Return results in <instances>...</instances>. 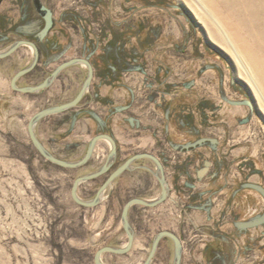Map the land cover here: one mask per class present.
Segmentation results:
<instances>
[{
  "label": "rangeland",
  "instance_id": "1",
  "mask_svg": "<svg viewBox=\"0 0 264 264\" xmlns=\"http://www.w3.org/2000/svg\"><path fill=\"white\" fill-rule=\"evenodd\" d=\"M23 1L6 0L0 7V34L10 32L6 43L0 37V52L19 41L31 27L38 29L35 22L29 27L22 25ZM45 2L56 17L50 37H59L63 28L72 42L65 60L75 58L90 44L98 43L96 47L103 53L114 43L115 36L129 55L135 54L128 57V70L118 81L119 85L111 88L109 83L101 84L96 79L78 108L40 122L37 136L53 155L66 161L84 157L92 138L101 132L97 126L101 122L91 114L109 117L110 107L105 99L111 96L115 98V106L129 107L126 112H115L107 128L119 145L117 166L137 153H153L168 160L169 180L174 181L177 169L172 162L188 169V161L197 152L206 153L210 161L215 156L203 147L192 153L191 158L178 154L172 144H185L201 137L220 142L213 149L218 152L215 154L222 166L217 187L212 186L206 174L200 176L203 183L197 184L198 192L212 188L218 192L209 226H206V214L186 209L190 189L181 187V183L157 214L146 210L140 213L143 209L135 208L132 216L139 235L134 250L122 256L105 254V264H143L154 235L160 231L180 235L189 247L202 246L201 240H213L208 237L209 232L220 224L222 234L235 235L234 223L243 222L241 218L248 208V202L244 204L246 198L252 207L264 211V198L258 192L247 190L234 199L240 184L264 187V98L258 93L260 90L264 95L263 20L247 6L228 8L226 0ZM230 11L237 19L228 15ZM64 14L78 15L81 28L69 27L62 20ZM15 28L19 34L13 32ZM223 31L233 46L224 38ZM65 41L59 42L62 45ZM233 47L242 55L244 64ZM254 50L260 57H249L247 52ZM32 60V51L25 47L0 60V264H95L94 256L99 249L126 245L122 211L131 196L142 194L136 185L141 182L143 185L146 176L141 172L125 174L115 188V198H105L96 208L87 209L73 201L74 181L100 169L110 147L100 141L90 163L77 170L61 169L39 155L28 134L29 121L44 109L75 99L87 70L82 67L66 70L41 94L18 93L12 89L11 81ZM59 64L42 60L37 71L20 79L18 86L42 83ZM246 101L254 109L237 105ZM140 163L150 165L146 161ZM199 169L201 174L205 170L203 164L195 163L189 171L194 174ZM107 178L108 175L83 184L80 197L93 200ZM145 182L152 187L149 180ZM138 212L140 220L136 219ZM258 228V233L264 234V226ZM148 230H152L150 235ZM250 236L249 232L242 237L239 247L249 245ZM262 244L264 238L258 246ZM259 247L256 254L251 251L247 257L241 255L240 259L245 261L239 259V264H263L264 253ZM195 259L198 258L191 261ZM173 263L174 244L165 239L153 264Z\"/></svg>",
  "mask_w": 264,
  "mask_h": 264
},
{
  "label": "flooded vegetation",
  "instance_id": "2",
  "mask_svg": "<svg viewBox=\"0 0 264 264\" xmlns=\"http://www.w3.org/2000/svg\"><path fill=\"white\" fill-rule=\"evenodd\" d=\"M5 1L6 0H0V7L5 3ZM45 1L46 0H24L23 1L24 17H23L22 25L29 27L32 22H35L36 24H38V29L36 30L34 27H31V29L28 30L25 34L23 33V35H21L22 38L19 41H21V40L29 41V42L34 43L37 46V48L39 50V54H40V61H39L38 66L40 65L42 60H45L46 62H54V61L57 62L58 61V62H60L59 65H61V64L65 63L67 61H70L72 59L84 58V59H88L90 61V63L92 64L93 68H94V80H93L92 86H93L94 81L96 79H100L101 80L100 81L101 84L109 83L111 88H112L113 85H119L118 81L121 80L123 74L125 72H127V70H128V67H127L128 57L130 55L131 56H135V54L132 53V54L129 55L127 50L125 48H123V46H122L123 42L118 41L119 40L118 36H115L116 37L115 40L113 39L114 43H111V41H110L109 42V43H111L110 46L107 47L104 50L103 53L100 51L99 47H96V45L98 46V43L97 44H90L89 46L86 45L83 48L82 52H80L78 55L73 56L75 58L65 60V57L68 56L69 51L72 49V42H71V40L68 37H66V34L64 33L65 31H64L63 28H62V31H61L59 37H53V36L50 37V34H51L52 30L54 29L55 24H56V20H55L56 17H55V13L48 7V5H47V3ZM43 6H45L46 8H48V9H50L52 11L53 19H54V25H53L51 31L48 33V35L43 40H40L39 34L45 28V25H46L45 13L42 12V7ZM62 20L66 21V23L69 25V27H72L74 29H76V28L80 29L81 28L79 26V24H78V23H80V18L78 17V15L72 14L70 16V14H64L62 16ZM17 31H18L17 28H15L13 32L19 34ZM126 31H127V29H126ZM8 35L10 36V32L9 33L6 32L3 35L0 34V37L2 36L4 38V41H5L4 43H6V41H8V39H9ZM54 38H56V39H54ZM61 39H65L66 40L65 43L62 44V45L59 42ZM55 40H57V41H55ZM117 44H118V46H117ZM25 48L30 49V51H32L33 57H34V51L32 50V48H30V47H25ZM96 60H98V62L101 63L100 66L97 65ZM32 62H33V60H32ZM38 66L30 74H32L33 72L37 71ZM75 67L85 68L87 70V75H88L87 67H85L83 65H76V66H73L71 68H75ZM68 69H70V68H68ZM68 69H66V70H68ZM65 71H63L60 74V76ZM30 74H28V75H30ZM92 86H91V88H92ZM117 89L119 90V88H117ZM38 94H41V93H38ZM95 96H96V98L99 99V95L98 94H96ZM82 103H83V101L81 102V104ZM105 104L110 107L109 108V117L104 118V117L101 116L102 117L101 118V123L97 124L98 130L101 131V132H99L96 136L101 135V134H107V135H110V136L113 137L112 134H108L107 133V128H109V125L111 123L110 122L111 118H112V116H113V114L115 112H118V111L126 112L127 110H124L123 108L127 107L128 105L120 106V107L119 106H115V98L113 96L107 97L105 99ZM75 118L76 117H74L73 120H75ZM39 124H38V126H39ZM38 126H37V128H38ZM186 127H188V126L186 125ZM37 128H36V133H37ZM189 128H192V127H189ZM203 138H205V137H201V138H199V139H197V140H195L193 142H188V143H194V142H196V141H198L200 139H203ZM210 139H215V138H210ZM188 143H185V144L181 143V144H178V145H186ZM219 144H220V142L218 143V145ZM117 145H118V142H117ZM44 146H45V144H44ZM109 147H110V151H111L110 144H109ZM203 147H206L211 152V154L215 156L214 159H212L211 161L207 160L208 156H207L206 153H204V152H201V153L199 152L198 153L197 152V150H199V149H201ZM203 147H200V148H197V149H193L191 151H185V152L177 151V150L174 149L175 151L178 152V154H180V153L190 154V153L197 152L196 156L192 160L190 159L188 161V164H189L188 169H186L183 165H176V162H172L171 163V164H175V169H177V172H176L177 174H175V180L174 181H170L169 180V176H168L169 165L167 164L168 160H166L165 158L161 159L160 156H157V155H155L153 153H150V154H153L154 156L158 157L161 160V162L163 163V165H164L166 178H167V181H168L169 186H170V196L172 194V190L174 191L175 189H177V185H180L182 183V186L180 185L181 187H183V186L188 187V189H190V193H189V197H188L190 201L185 206L186 209L191 210V211L195 210V211L202 212L203 214H206V216H207L206 217V219H207L206 226H209V223L212 221L211 214H212V211H213V209L215 207V205H214L215 197H216L215 195H217L218 192L216 190L214 191L213 188L212 189H208L205 192H198L197 191V189H198L197 184L198 183H203L204 180L200 176L201 175L205 176V174H206L207 177L209 175V180L208 181H210L212 183V186L213 187H217V182L220 179V168L222 166L220 165L219 157H217L218 154L217 155L215 154V153H218V152H215V150H213L211 148L210 144L204 145ZM109 153H108V155H109ZM119 153H120V149H119V145H118L117 160H116L114 166L111 168V170L106 174V175H108V178L110 177V175L113 172H115L121 165H123L128 160L127 159L120 166L119 165L117 166L118 159H119ZM141 153H148V152H141ZM141 153H137V154H141ZM108 155L106 157V160L108 158ZM188 156L191 157L192 154L188 155ZM144 161L149 162L150 165H143L142 163H140V162H144ZM138 162H136L134 164V169L132 171L125 172L122 176H120L112 184V186L110 188H108V190L105 193L106 197H104V199L105 198L106 199L115 198V188H116L118 182L125 176V174H127V173L135 174V173H140V172L144 173V176H146L145 178L143 177V179H142V181H144L143 185L141 184L142 182L138 183L136 185L137 191H142V194L140 193V194H136L134 196H131L129 201H131L133 199H140V200H143V201H146V202H155V201H157L160 198V196L162 194V187H161V184H160V182H159V180L157 178L158 169H157L156 165L152 161L147 160V159L140 160ZM195 163H197V166H200L201 164H203L204 169L207 168L209 164L210 165L207 168V170L206 169L203 170L201 172V174H200L199 171L201 169H203V168H201L199 170H195V172L193 174L189 170L194 167ZM98 170H96V171H98ZM96 171H94V172H96ZM94 172H92V173H94ZM106 175H103V176H106ZM103 176H101V177H103ZM101 177H99V178H97L95 180H98ZM183 179H187L188 181H182ZM95 180H93V181H95ZM146 180H149L152 183V187L151 188H149V183L146 184V182H145ZM105 181H104V183H105ZM247 184H251V183H243V184H240L237 187V189L235 191L234 199L237 196H240L243 192H245L247 190H252V189L244 187ZM181 189H183V188H181ZM252 191H254V190H252ZM170 196H169L168 200L170 199ZM247 199L248 198H246V201L244 202V204L246 206L247 202H248V208L245 209V211H244L245 214H244L243 218H241V219H243V222H247L250 219H253L256 216L261 215V214L264 213V211H259L258 208L256 209L255 205H254V207H252V205L249 204L250 202ZM129 201H127L126 204ZM165 203H163V204H165ZM163 204H161L159 206H156V207H147V206H143V205H134V206L131 207L130 212H129V222H130V225H131V227H132V229H133V231L135 233V242H134V246H133L132 250H134V248L136 246V241H137L136 239H137V237L139 235L137 226H136L135 222H133V216H132L133 213L136 210L135 208L143 209L142 211H140V213L141 212H145V210H146L148 213H151V214L155 215V214H157L159 212V208ZM136 219L137 220L141 219V216H140L139 212L137 213ZM121 222H122V215H121ZM236 223L237 222L234 223L235 224L234 227L236 229L235 230V232H236L235 235L227 236V235L222 234V233H224V231H222V225L220 224L219 226H217V229L213 228L211 230V232H209L211 236L208 235V237L212 238L213 240H201V242L204 243L202 246L197 245V244L196 245H192L190 247L186 246V242L184 240H182V237L175 233L182 240L183 247H184V255H183L182 264L185 263L184 262L185 252L191 253V252L196 251L200 247H202V250H203L204 262H200V261L195 259V261H190V263H188V264H239L240 263L239 259H240L241 255H242V257H247V256H249L251 251H254L255 254H256V250L259 247L258 245L262 242V238H264V234L260 233V232L258 233L259 228L258 229L255 228V229H249V230H246V231H241V230H239L236 227ZM122 229H123V232L127 236V233H126V231H125V229L123 227V224H122ZM144 232H147V229L146 230L144 229ZM150 232H152V230H148L149 234H147V235H150ZM160 232H158V233H160ZM249 232L251 233V236L249 238V245H244V246L239 247V240L242 237L246 236ZM158 233H156L154 235L153 240H154L155 236ZM200 233L202 234L201 237L204 238L203 232L201 230H200ZM260 238H261V240H260ZM153 240H152V243H153ZM169 240H171V239H169ZM127 242H128V236H127ZM121 247H123V246H121ZM151 248H152V244H151ZM151 248H150V252H151ZM132 250L130 252H132ZM174 250H175V246H174ZM259 250H260L261 253H264V244H262L259 247ZM223 255H226V258H223L224 257ZM263 264H264V262H263Z\"/></svg>",
  "mask_w": 264,
  "mask_h": 264
},
{
  "label": "water",
  "instance_id": "3",
  "mask_svg": "<svg viewBox=\"0 0 264 264\" xmlns=\"http://www.w3.org/2000/svg\"><path fill=\"white\" fill-rule=\"evenodd\" d=\"M42 12L45 13V21L46 25L45 28L40 32L39 38L40 40H43L48 33L51 31L53 25H54V19H53V13L50 9L46 8L45 6L42 7ZM22 47H30L34 51V57L33 62L31 65L15 74L11 81V87L14 91L21 93V94H38L41 93L47 89H49L54 82L58 79L60 74L65 71L68 68H71L76 65H83L87 67L88 69V75L87 78L79 92V94L75 97L74 100H72L69 103L49 107L47 109H44L38 113H36L31 120L28 123V134L31 140V143L33 147L36 149V151L39 153V155L49 162L52 165H55L56 167H59L61 169L65 170H77L81 169L85 166H87L90 161L92 160L96 147L100 141H106L111 146V151L108 155V158L105 162V164L96 172L87 174L81 177H78L71 188V196L73 201L84 208L92 209L98 207L104 200L105 193L112 186V184L125 172L132 171L134 169V164L140 160H150L152 161L157 169L158 174L157 178L161 184L162 187V194L160 198L155 202H146L140 199H133L129 201L122 212V224L123 227L127 233L128 236V242L123 247H103L99 249L95 256H94V263L95 264H105L103 261V257L105 254H114V255H127L133 248L134 242H135V233L130 225L129 222V212L132 206L134 205H143L147 207H156L163 203H165L169 196H170V186L166 178L165 174V168L161 160L150 153H141L136 154L130 159H128L123 165H121L115 172H113L110 177L105 181V183L100 187L98 190L95 198L91 201H85L83 200L79 195V189L80 187L85 184L89 183L103 175H106L111 168L114 166L117 156H118V145L116 140L107 134H101L96 137H94L88 146V150L84 157L78 161H66L62 160L55 155H53L40 141V139L37 136L36 128L38 124L44 120L45 118L63 114L67 111L76 109L80 106L81 102L85 98L86 94L90 91L93 80H94V68L90 61L88 59L84 58H76L72 59L70 61H67L61 65H59L50 76H48L42 83L36 86H28V87H19L18 82L23 77L30 74L32 71L35 70V68L38 66L40 61V54L37 46L29 41L21 40L17 41L14 44H12L6 51L0 52V60L8 59L12 55H14L18 50H20ZM237 105H247L254 109V106L251 102L246 101L244 103H239ZM124 110H128L129 107L123 108ZM97 121L101 122V118L95 113L91 114ZM76 120V118H75ZM135 119H132V122L134 123ZM218 140L216 139H210V138H203L200 139L194 143H188L186 145H173V148L177 151L185 152V151H191L193 149H197L200 147H203L204 145L210 144L212 149H216V146L218 145ZM245 188L252 189L256 192H258L263 198H264V187L257 185V184H247L244 186ZM264 226V213L261 215L256 216L253 219H250L247 222H237L236 227L241 231H246L249 229H255L258 227ZM171 239L174 243L175 250H174V264H182L183 262V255H184V247L182 240L173 232L170 231H161L158 233L152 243L151 252L149 253L147 259L144 261L143 264H153L154 259L158 253L160 244L162 240L164 239Z\"/></svg>",
  "mask_w": 264,
  "mask_h": 264
},
{
  "label": "bare ground",
  "instance_id": "4",
  "mask_svg": "<svg viewBox=\"0 0 264 264\" xmlns=\"http://www.w3.org/2000/svg\"><path fill=\"white\" fill-rule=\"evenodd\" d=\"M226 4H227L226 6L228 8H231L230 6H238V5L247 6L250 8L249 10L251 12H253L258 17V19H261L264 21V0H234V1H232V3L229 0H226ZM227 13H228V15L233 16L234 19H237V16L235 14H233L232 11L227 12ZM237 22H238V20H237ZM223 36L227 40L228 43L232 42L229 39V36L227 35V33H225L224 31H223ZM232 46H233V44H232ZM234 50H235L240 62L244 64L243 58H242V55L240 54V52L237 51L235 48H234ZM247 54L249 55V57H260V55H257L259 53L256 52V50L248 51ZM245 70L252 77V74L250 73L249 69L246 66H245ZM258 93H259V95H261L264 98V95L262 94V92L260 90H258Z\"/></svg>",
  "mask_w": 264,
  "mask_h": 264
},
{
  "label": "crops",
  "instance_id": "5",
  "mask_svg": "<svg viewBox=\"0 0 264 264\" xmlns=\"http://www.w3.org/2000/svg\"><path fill=\"white\" fill-rule=\"evenodd\" d=\"M149 124H152V123L149 122ZM117 140L119 141V138H117ZM191 154L192 153L187 154V155H191ZM223 256H224L223 258H226V255H223ZM184 258L186 259V261H189V262L192 260V258H198L197 259L198 261L204 262L202 247H201V249H197L196 251L191 252V253L185 252ZM240 260L245 261L243 258H241ZM186 261H185V263H186Z\"/></svg>",
  "mask_w": 264,
  "mask_h": 264
}]
</instances>
